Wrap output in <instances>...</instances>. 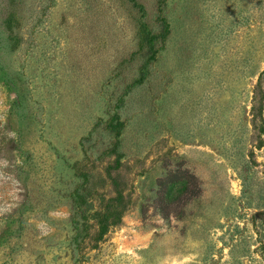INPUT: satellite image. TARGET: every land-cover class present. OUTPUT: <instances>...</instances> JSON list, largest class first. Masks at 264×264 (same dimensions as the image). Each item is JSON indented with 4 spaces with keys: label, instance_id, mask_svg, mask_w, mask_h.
<instances>
[{
    "label": "rangeland",
    "instance_id": "rangeland-1",
    "mask_svg": "<svg viewBox=\"0 0 264 264\" xmlns=\"http://www.w3.org/2000/svg\"><path fill=\"white\" fill-rule=\"evenodd\" d=\"M0 264H264V0H0Z\"/></svg>",
    "mask_w": 264,
    "mask_h": 264
},
{
    "label": "trees",
    "instance_id": "trees-1",
    "mask_svg": "<svg viewBox=\"0 0 264 264\" xmlns=\"http://www.w3.org/2000/svg\"><path fill=\"white\" fill-rule=\"evenodd\" d=\"M261 79L255 85V95L258 96ZM255 114L253 113V117ZM162 187L163 197L166 199L161 210L168 213L178 214L182 205L188 198L196 195L199 191L195 177L187 173V171L170 172L167 177L159 180ZM163 201V199H160Z\"/></svg>",
    "mask_w": 264,
    "mask_h": 264
}]
</instances>
